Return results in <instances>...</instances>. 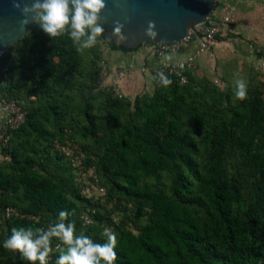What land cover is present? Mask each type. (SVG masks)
<instances>
[{
	"label": "trees",
	"instance_id": "1",
	"mask_svg": "<svg viewBox=\"0 0 264 264\" xmlns=\"http://www.w3.org/2000/svg\"><path fill=\"white\" fill-rule=\"evenodd\" d=\"M104 28L100 38L113 51H134ZM92 56L77 53L67 36L52 42L36 24L0 56V98L27 111L1 146L10 160L0 165V264H26L3 248L11 228H47L61 210L74 212L77 234L98 243L104 228L115 231L116 264H264L262 91L234 101L202 85L197 70L186 84L168 76L169 87L156 84L152 95L133 100L97 83L103 67ZM75 132L94 140L79 145L86 167L105 178L109 200L130 204L129 217L117 221L115 206L80 193L70 159L55 148L56 141L74 146ZM54 151L67 171H50ZM164 173L171 176L167 188L152 181ZM7 206L18 214L5 220Z\"/></svg>",
	"mask_w": 264,
	"mask_h": 264
},
{
	"label": "clouds",
	"instance_id": "2",
	"mask_svg": "<svg viewBox=\"0 0 264 264\" xmlns=\"http://www.w3.org/2000/svg\"><path fill=\"white\" fill-rule=\"evenodd\" d=\"M13 7L23 17V27L35 23L52 42L67 36L79 54L94 48L105 32L100 16L106 8L105 0H31V3L23 4L20 0H13ZM155 28V22L149 21L144 30V35L152 41L158 36ZM123 29L124 24L114 23L112 36L118 43L127 40ZM163 62L167 67L173 62V56L164 55ZM178 67L183 69V64ZM151 79L164 88L173 83L163 71L156 72ZM247 91V82L237 74L234 101L245 100ZM70 215L74 212L59 211L47 228L13 227L3 241V248L18 254L26 264H50L54 252L58 253L54 264H116L118 237L115 231L104 228L101 234L104 242L98 243L84 232L77 234L75 221L69 220ZM53 240L57 241L55 248Z\"/></svg>",
	"mask_w": 264,
	"mask_h": 264
},
{
	"label": "rangeland",
	"instance_id": "3",
	"mask_svg": "<svg viewBox=\"0 0 264 264\" xmlns=\"http://www.w3.org/2000/svg\"><path fill=\"white\" fill-rule=\"evenodd\" d=\"M227 7L233 8L234 14L230 24H227L225 27L226 30L223 35L225 38L219 41V44H215L206 56L199 59L198 79L202 81V85L208 84L210 87H217L224 95L231 93L234 96V79L238 74L240 78H243L247 82V96H251L256 89H260L264 97V58L257 54L259 53L258 49L261 47L259 44L263 43L261 37L264 38V0H218L217 7L214 11L215 17L220 19L225 12L224 8ZM256 40H258L257 43ZM18 47L19 46H14L13 51L15 52ZM94 50H96L95 54H93ZM111 52H113V50L110 48L109 43L102 38L98 39L97 45L94 48L84 52L86 58H91L92 55H95L96 58L98 56L99 61L101 60L100 63L103 69H101L97 83L100 85L102 84V87L108 89L112 88V85L109 86L108 84H104V79L102 77L103 74L110 69L108 58ZM115 70L117 71V68H115ZM146 83L148 84L146 81L145 86L138 92L139 94L132 97L133 100L137 96H143L147 93L152 95L155 92L156 83L150 85L151 90L148 89ZM3 117L4 115L0 111V121H2V123L4 121ZM75 135L76 140H72L74 146L71 147L74 152L79 149V145L93 146V139H83L79 132H75ZM66 139L69 138L66 137ZM1 146L0 140V165L10 160L9 156H4L1 153ZM52 153L51 155L54 160L49 165L50 171L53 173L59 171L62 173L64 170L67 171L66 164H63L64 162L62 163L60 159L56 158V151ZM92 156L93 155L90 154L88 157L90 158ZM232 169L234 170V168ZM86 170L87 177L92 175H94V177L97 176L100 186L105 189L104 195L99 198L94 197L93 200L106 203L109 208L115 206L116 212L112 217L117 221L118 219L129 217L133 214L131 210H127L128 208L125 209L124 206H131L130 204H126L124 200H109L110 198H108L107 195L108 186L104 185L105 178L96 171L94 165L87 166ZM76 175L74 169L75 180ZM66 176L68 177L67 174ZM152 181L161 187L163 186V188H167L170 185L171 176L164 173L159 180L152 179ZM95 191L97 194L100 192L98 189ZM88 211L89 210H86L85 214H88Z\"/></svg>",
	"mask_w": 264,
	"mask_h": 264
},
{
	"label": "water",
	"instance_id": "4",
	"mask_svg": "<svg viewBox=\"0 0 264 264\" xmlns=\"http://www.w3.org/2000/svg\"><path fill=\"white\" fill-rule=\"evenodd\" d=\"M31 3V0H20ZM106 8L101 12V23L108 27V38L116 21L124 24L125 42H117L127 49H138L142 45L180 42L197 25L212 17L218 0H105ZM23 17L13 7V0H0V55L25 37L35 23L21 25ZM155 22L158 36L155 41L144 35L148 22Z\"/></svg>",
	"mask_w": 264,
	"mask_h": 264
},
{
	"label": "built area",
	"instance_id": "5",
	"mask_svg": "<svg viewBox=\"0 0 264 264\" xmlns=\"http://www.w3.org/2000/svg\"><path fill=\"white\" fill-rule=\"evenodd\" d=\"M233 10V8L229 7L224 8L225 12L220 19H217L213 14V16L208 18L205 22L197 25L195 31L191 30L189 35L180 42L155 43L150 46L151 53L161 59V62L151 69L144 65L141 69L142 72H150L151 70L153 75H155L156 72L163 71L167 76H176L182 84L188 83L189 73L197 71V59L203 54L208 53L212 47L219 42V36L224 35L225 25L230 24L231 18L234 14ZM191 48H194L191 57L185 59L178 58L165 67V62H163L164 55L177 57L181 52ZM179 64H183V69L178 67ZM1 71L3 76L8 78V64L3 65ZM115 73L117 81L113 84V89H110L115 95L122 97L124 93L121 90V84L119 81L127 76L129 70L117 69ZM0 111L4 115V121L0 129L1 145L8 146L14 131L26 121L27 111L17 101L9 100L4 97L0 98ZM55 147L71 160L77 174V183L80 185L81 193L84 196L89 198H99L105 194V189L100 186L98 177H94V175L87 177L86 175V153L84 151L78 149L74 152L69 145L63 144L59 141L55 142ZM96 189L100 191L98 194L95 191ZM16 214H18V211L12 206H7L3 213L5 220H8ZM83 217L86 223L93 222L89 213L85 214ZM2 233L3 227L0 222V236Z\"/></svg>",
	"mask_w": 264,
	"mask_h": 264
},
{
	"label": "crops",
	"instance_id": "6",
	"mask_svg": "<svg viewBox=\"0 0 264 264\" xmlns=\"http://www.w3.org/2000/svg\"><path fill=\"white\" fill-rule=\"evenodd\" d=\"M261 38L263 39V43L259 44L261 47L258 50L264 49V38L263 37ZM257 42L258 40H256V43ZM216 44H219V42ZM193 51L194 48L183 51L179 54V56L177 57L173 56V60H176L178 58L179 59L189 58L193 55ZM208 53L203 54L197 59L196 61L197 70H198V65L200 64L199 59L203 58ZM257 54L258 56H262L260 55V53ZM108 59H109L108 63L110 64V69H108L107 72L103 74L102 78L104 79V84L113 86V84L117 81L115 68L128 69L129 73L127 74V76L124 77L119 82L121 83V88L123 93L130 98L139 94L138 92L141 90V88H143V86H145L146 81L148 82V84L146 83V86L148 87L149 90H151L150 85L152 84L154 85L155 83L151 79V77L154 76L151 70L150 72L148 71L143 73L141 70L142 67L145 65L149 69H151L152 67L157 66L161 62V59H159L158 57L153 55V53H151V48L149 45H142L140 48L131 52L113 51L111 52ZM1 125H2V121H0V129H1Z\"/></svg>",
	"mask_w": 264,
	"mask_h": 264
}]
</instances>
